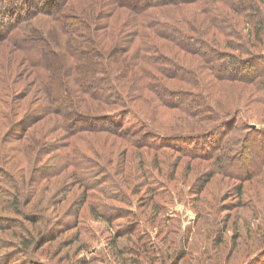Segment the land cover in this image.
<instances>
[{"label":"rangeland","instance_id":"374dc122","mask_svg":"<svg viewBox=\"0 0 264 264\" xmlns=\"http://www.w3.org/2000/svg\"><path fill=\"white\" fill-rule=\"evenodd\" d=\"M33 1L41 6L40 0ZM77 1L81 5L74 6ZM23 2L4 0L5 5L14 6ZM97 3L71 0L69 9L95 11ZM122 12L126 18L129 10ZM180 12L190 17L197 13L186 8L168 17L161 11L158 19L182 25ZM121 20L108 16L102 21L116 28ZM213 33L216 31L205 33V37ZM154 43L186 67L196 68L200 62L199 57L181 50L175 56L170 52L174 47L160 38ZM110 45L113 55V42ZM118 57L116 54L115 60ZM0 61L10 67L11 77L5 83L9 90L0 86V264H122L125 260V264H264V179L245 184L241 191L237 181L213 176L207 161L181 157L168 149H135L108 133L99 135L102 143L96 135H85L88 142L71 137L67 149H60L64 141L56 136L65 133L59 125L50 136L40 131L29 134L30 128L40 126L41 117L35 119L34 114L51 99L36 84L24 54L10 42H0ZM263 69L259 64L257 70ZM198 72L205 80L214 81H204L203 85L216 106L240 109L243 122H250L256 130L264 129L262 94L239 83H217L201 69ZM165 83L170 88L199 90L172 80ZM43 96L46 102L40 101ZM143 102H135L134 108L146 112L148 119L158 116L155 122L163 129L202 130L176 125L186 117ZM19 108L21 115L10 122L9 113L15 115ZM113 110L102 106V114ZM161 111L166 114L161 115ZM25 130H29L27 136ZM160 137L153 139L160 141ZM202 144L188 147L209 148ZM73 154L87 158L88 165L68 167L67 160ZM138 236L146 240L144 248L133 244ZM120 248L126 252L115 258L112 252Z\"/></svg>","mask_w":264,"mask_h":264},{"label":"trees","instance_id":"16d2710c","mask_svg":"<svg viewBox=\"0 0 264 264\" xmlns=\"http://www.w3.org/2000/svg\"><path fill=\"white\" fill-rule=\"evenodd\" d=\"M70 1L57 4V0H40L41 6L33 0H24L20 6L0 1V42H10L24 54L36 84L51 99H40L49 104L34 114L35 119L41 117L37 123L40 126L25 130L26 136L28 131L32 136L38 135L37 131L50 136L59 125L65 135L56 137L64 141L60 149H67L71 137L88 142L85 135H96L102 143L99 135L108 133L135 149H168L181 157L207 161L213 176L237 181L241 191L245 184L264 179V129L256 130L250 122H243L240 109L216 106L203 85L204 81H214L205 80L198 72L201 69L204 75L224 85L243 84L264 96V69L257 70L259 64L264 66V0H132L127 4V0H94L98 1V9L82 13L71 5L69 9ZM186 8H194L197 13L190 17L180 12L182 25L175 20L158 19L161 11L169 17ZM122 9L129 10L126 18ZM108 16L123 20L112 28L109 22L102 21ZM212 30L216 33L205 37ZM156 37L171 44L175 51L170 52L175 56L181 50L199 57L197 67L179 64L160 51L154 43ZM116 54L119 57L115 60ZM2 61L0 86L9 90L5 83L11 78L10 67ZM168 80L199 90H180L173 85L170 88L165 83ZM137 101H144L148 107L177 111L186 120L181 117L182 122L176 125L202 130L163 129L155 122L158 116L148 119L146 112L134 108ZM102 106L114 110L102 114ZM21 109L18 114L9 113L8 120L18 119ZM165 114L161 111V115ZM122 118L125 122H118ZM242 127L245 132L240 134ZM191 143H203L209 148H189ZM79 157L69 155L67 166L75 169L88 165L87 158ZM93 166L97 167V163ZM91 212L97 215L95 209ZM137 241L133 244L139 249L147 243L142 236ZM125 252L120 248L112 253L117 258ZM168 253L171 255L169 250Z\"/></svg>","mask_w":264,"mask_h":264}]
</instances>
